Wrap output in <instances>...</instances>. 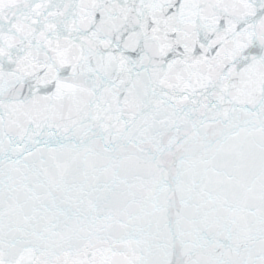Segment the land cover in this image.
I'll list each match as a JSON object with an SVG mask.
<instances>
[{"label":"snow or ice","instance_id":"obj_1","mask_svg":"<svg viewBox=\"0 0 264 264\" xmlns=\"http://www.w3.org/2000/svg\"><path fill=\"white\" fill-rule=\"evenodd\" d=\"M0 264H264V0H0Z\"/></svg>","mask_w":264,"mask_h":264}]
</instances>
